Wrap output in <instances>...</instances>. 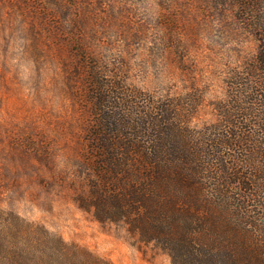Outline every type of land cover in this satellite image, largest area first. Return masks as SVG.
Wrapping results in <instances>:
<instances>
[{"label":"rangeland","instance_id":"374dc122","mask_svg":"<svg viewBox=\"0 0 264 264\" xmlns=\"http://www.w3.org/2000/svg\"><path fill=\"white\" fill-rule=\"evenodd\" d=\"M256 43L226 0H0V208L114 264H171L125 225L79 206L91 169L92 68L141 89L195 87L215 120L231 67Z\"/></svg>","mask_w":264,"mask_h":264},{"label":"trees","instance_id":"16d2710c","mask_svg":"<svg viewBox=\"0 0 264 264\" xmlns=\"http://www.w3.org/2000/svg\"><path fill=\"white\" fill-rule=\"evenodd\" d=\"M255 52L230 68L216 117L195 123V87L141 89L88 73L91 169L80 207L125 225L171 264H264V0H226ZM0 264H114L0 208Z\"/></svg>","mask_w":264,"mask_h":264}]
</instances>
